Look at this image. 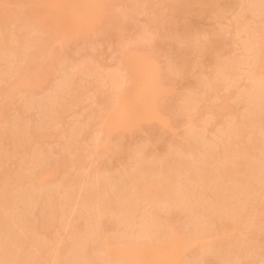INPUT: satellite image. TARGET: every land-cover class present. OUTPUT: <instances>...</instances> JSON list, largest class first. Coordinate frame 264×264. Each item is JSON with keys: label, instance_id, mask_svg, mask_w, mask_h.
Returning <instances> with one entry per match:
<instances>
[{"label": "rangeland", "instance_id": "374dc122", "mask_svg": "<svg viewBox=\"0 0 264 264\" xmlns=\"http://www.w3.org/2000/svg\"><path fill=\"white\" fill-rule=\"evenodd\" d=\"M58 1L0 0V264H154L171 232L161 264L264 263V0Z\"/></svg>", "mask_w": 264, "mask_h": 264}, {"label": "bare ground", "instance_id": "6f19581e", "mask_svg": "<svg viewBox=\"0 0 264 264\" xmlns=\"http://www.w3.org/2000/svg\"><path fill=\"white\" fill-rule=\"evenodd\" d=\"M55 1H56V0H55ZM59 1H61V0H59ZM59 1H58V3H59ZM76 1H77V0H76ZM78 1H80V0H78ZM89 1H90V0H89ZM89 1H88V2H89ZM91 1H92V0H91ZM99 1H103V0H98V1H97V2H98V5H97V3L94 2V1H93V2H90V3H92V6H90V7H92V13L89 12V16H91V14L95 13V11H96L97 9H98V11H96L95 14H97V12L99 13L101 7H100V8H97V7L102 5V3H99ZM61 2H62V1H61ZM61 2H60V3H61ZM63 2H64L63 4L61 3L62 5L58 4V5L61 6V8H60L59 6H58L59 9L56 7V9H58V11H60V10H61V11H60L59 13L55 12V13H57V14L54 13L55 15H53L52 12H54V10L57 11V10L54 8L56 5H55L54 7L51 6L52 8L50 9V12L48 11L47 14H45V15H48V16H47V19H48V20H49V16L52 15L50 18H52L53 16H56V18H58V16H59V21H61V20L63 21V19H64V18H63V16H64L63 14H64L65 11L63 12L62 10H64V8H65V6H66L65 3H66L67 1H66V2L63 1ZM80 2H81V1H80ZM103 2H104V1H103ZM53 3H54V2H53ZM55 3H57V2H55ZM55 3H54V4H55ZM93 3H94V4H93ZM51 5H53V4H51ZM63 5H64V6H63ZM79 5H80V4H79ZM83 5H84V3H83ZM1 7H2V6H1ZM67 7H68V5H67ZM87 7H88V6H87ZM3 8H5V7H3ZM80 8H81V7H80ZM85 8H86V7H85ZM0 9H1V8H0ZM52 9H53V10H52ZM3 10H4V9H3ZM65 10H67V8H66ZM87 10H90V8L87 9ZM51 11H52V12H51ZM2 12H3V13H2ZM2 12H1V14H4V12L6 13V9H5V11H2ZM43 13H44V12H43ZM49 13H51V15H50ZM41 14H42V13H41ZM61 14H62V16H61ZM78 14H79V13H78ZM78 14H76V15H78ZM83 14H84V16L82 15V12H81V14H79L77 18L74 17V19H71V22H72V23L70 22L71 25L74 26V27L78 26V28H79V26H81V27H82V25L84 26V25L88 22V21H87V18H89V16H87L86 13H83ZM95 14H94V15H95ZM42 15H43V14H42ZM45 15H44V16H45ZM57 15H58V16H57ZM94 15H93V16H94ZM173 15H174V13L172 14V16H173ZM86 16H87V17H86ZM93 16H92V17H93ZM44 18H46V17H44ZM60 18H61V20H60ZM72 18H73V17H72ZM75 19H76V21H72V20H75ZM55 20H56L55 18H54V20H53V18L50 19V21H52V22H57V23H58L57 25L59 26V21H55ZM57 20H58V19H57ZM64 20H65L64 22L67 21L66 19H64ZM50 21H49V25H52V26H53V23L51 24ZM62 21H61V22H62ZM73 22H74V23L76 22V23L73 24ZM62 24H63L62 27H64V24H65V23H62ZM66 24H67V23H66ZM87 24H88V23H87ZM87 24H86V25H87ZM54 25H56V24H54ZM57 25H56V26H57ZM71 25L69 24V26H71ZM52 26H49V28H51ZM56 26H55V30H54V26L52 27L53 30H54L53 32H55L56 30L59 31L58 27H56ZM72 26H71V27H72ZM62 27L60 26V29H61ZM81 27H80L79 29H81ZM72 28H73V27H72ZM74 29H77V27L74 28ZM58 31H57V32H58ZM61 31H63V29H62ZM1 36H3V35H1ZM3 37H4V36H3ZM5 37H7V36H5ZM3 41H4V40H3ZM7 41H8V40H7ZM7 41L1 42V43H0V47H2V46H4V47L8 46L10 43L7 42ZM2 43H3V44H2ZM6 43H7L8 45L5 46ZM1 45H2V46H1ZM10 45H11V44H10ZM10 45H9V46H10ZM9 46H8V47H9ZM8 47H6V48H8ZM1 50H2V48H1ZM3 50H4V49H3ZM6 50H8V49H6ZM129 52H131V51H129ZM126 54H127V53H125L124 58L126 57ZM128 54H129V53H128ZM128 54H127V55H128ZM132 54H134V53H132ZM261 54H262V53H261ZM129 55H131V54H129ZM179 55L181 56V54H179ZM139 56H140V55H139ZM127 57H128V56H127ZM127 57H126V58L124 59V61H123V65H124V66L127 65V63H128V62L126 63V61H127V60L129 61V59H127ZM263 57H264V51H263L262 58H261V59H263V60H262V62H263V63H262V66H263V68H264V58H263ZM128 58H129V57H128ZM136 58H137V56H136ZM145 58H146V57H145ZM145 58H144V60H145ZM126 59H127V60H126ZM139 59H141V58L136 59V60H137V63H138V60H139ZM142 59H143V57H142ZM121 60H122V58H121ZM130 60H132V57H131V56H130ZM139 61H140V60H139ZM121 62H122V61H121ZM130 62H131V61H130ZM130 62H129L128 65L126 66V67H127V70H128V67H130V68L132 69V67H131L132 62H131V65H129ZM142 62H143V60H142ZM142 62H140V63H142ZM133 63H134V62H133ZM137 63H136V64H137ZM143 63H144V62H143ZM136 64H135V65H136ZM133 65H134V64H133ZM133 65H132V66H133ZM135 65H134V66H135ZM142 65H143V64H142ZM121 66H122V64H121ZM134 66H133V67H134ZM145 66H146V65H145ZM138 67H139V66H138ZM140 67H141V66H140ZM115 68H118V67H115ZM143 68L145 69V67H143ZM124 69H125V68H124ZM131 69H130V70H131ZM138 69H139V68H138ZM130 70H129V72H130ZM121 71H122V70H121V67H120V75L122 74ZM123 71H124V70H123ZM133 71H134V70L132 69V72H133ZM141 71H142V70H141ZM149 72H150V71H149ZM113 73H114L115 75H114ZM113 73L111 72V74H109V75L106 77V78H109V77L111 76V77L109 78L110 80H108L107 82H111V84H112V82H113V86H114V84H116V86H117L118 83H115V81L117 80V78L115 79V76L117 75V72H113ZM143 73H144V72H143ZM147 73H148V72H147ZM126 74H127V73H126ZM131 74H132V73H131ZM131 74H130V75H131ZM150 74H151V73H150ZM132 75H133V74H132ZM137 75H138V74H137ZM147 75H149V73H148ZM147 75H146V76H147ZM117 76H118V75H117ZM128 76H129V75H128ZM128 76H126L127 78H124V75H123L124 80H125V79H128V80H126L127 83H128V81H129V78H130V77L128 78ZM150 76H151V75H150ZM112 77H113V78H112ZM118 77H119V76H118ZM139 77H140V76H139ZM148 77H149V76H148ZM104 78H105V77H104ZM106 78H105V79H106ZM121 78H122V76H121ZM131 78H132V80H133V77H131ZM131 78H130V80H131ZM136 78H137V77H136ZM146 78H147V77H146ZM113 79H114L115 81H113ZM134 79H135V76H134ZM138 79H140V78H138ZM118 80H119V79H118ZM121 80H123V79H121ZM143 81H144V79H143ZM151 81H153V80H151ZM130 82H131V81H130ZM141 82H142V81H141ZM147 82H148V81H147ZM119 83H120V82H119ZM123 83H124V81L122 82V84H123ZM135 83H136V82H135ZM144 83H145V82H144ZM149 83H150V82H149ZM153 83H154V82H153ZM153 83H150V84L152 85ZM125 84H126V83H124L123 86H124ZM142 84H143V83H142ZM145 84L147 85V83H145ZM145 84H143V85H145ZM108 85H109V84H108ZM129 85H130V84H129ZM155 85H157V84L155 83ZM120 86H121V84H120ZM123 86H122V87H123ZM134 86H135V85H134ZM137 86H138V85H137ZM148 86H149V85H148ZM135 87H136V86H135ZM141 87H143V86H141ZM141 87H140V88H141ZM145 87H146V86H145ZM110 88H111V86H110ZM117 88H119V86H117ZM124 88H125V87H124ZM155 88H156V87H155ZM122 89H123V88H122ZM127 89H128V87H127ZM143 89H145V88H143ZM157 89H158V88H157ZM136 90H137V89H136ZM159 90H160V88H159L158 90H156V92L159 91ZM122 91H123V90H122ZM122 91H121V92H122ZM124 91H127V90H124ZM128 91H130V90H128ZM133 91H134V90H133ZM140 91H141V90H140ZM152 91H153V89H152ZM154 91H155V90H154ZM154 91H153V94H155ZM160 91H161V90H160ZM110 92H111V91H110ZM117 92H119V93L121 94V92L119 91V89H118ZM117 92H116V93H117ZM150 92H151V91H150ZM161 93H162V92H161ZM161 93H158V95H155V96L152 98V99H154V102H153V103H152V101H153L152 99H151V102H150V100H148V101L150 102V106H149L150 108L153 109V108L156 107V99L159 97V94H161ZM123 94H124V93H123ZM123 94H122V96H123ZM141 94H142V93H141ZM141 94H140V95H141ZM115 95H116V94H115ZM117 95H118V93H117ZM151 95H152V94H151ZM130 96H131V95H130ZM152 96H153V95H152ZM125 98H126V97H125ZM127 99H128V98H127ZM127 99H126V100H127ZM137 99H138V98H137ZM137 99H136V101H137ZM140 99H141V98H140ZM140 99H139V100H140ZM142 99H143V98H142ZM147 99H148V98H147ZM118 100H119V99H118ZM120 100H121V99H120ZM128 100H129V99H128ZM134 100H135V99H134ZM143 100H144V99H143ZM124 101H125V100H124ZM124 101H123V102H124ZM136 101H135V102H136ZM140 101H141V100H140ZM140 101H139V102H140ZM146 101H147V100H145L144 102H146ZM130 102H131L130 104H132V100H130ZM135 102H134V103H135ZM139 102H138V103L136 102L137 104H139L138 106H140V104H141V103H139ZM119 104H120V103H119ZM143 104H145V103H143ZM143 104H142V105H143ZM148 104H149V103H148ZM151 104H152L153 106H155V107H152ZM154 104H155V105H154ZM123 105H124V104H123ZM123 105H122V106H123ZM126 105H128V104H126ZM145 105H146V104H145ZM118 106H120V105H118ZM143 106H144V105H143ZM124 107H125V106H124ZM127 107H128V106H127ZM129 107L131 108V106H129ZM125 108H126V107H125ZM130 108H129V110H130ZM116 109H117V107H116ZM131 109H133V108H131ZM135 109H136V107H135ZM139 109H140L139 111H142L141 108H139ZM142 109H143V108H142ZM120 110H121V109L119 108V111H120ZM133 110H134V109H133ZM133 110H132V111L130 110V111H131L132 113H134ZM136 110H137V109H136ZM121 111H123V110H121ZM121 111H120V112H121ZM127 111H128V110H127ZM130 111H129V112H130ZM143 111H144V110H143ZM143 111H142V113L145 114V115H146L147 113H149V111L146 112V113H144ZM145 111H146V109H145ZM150 111H151V110H150ZM114 113H117V110H116V112H115V110H114ZM140 113H141V112H140ZM142 113H141V114H142ZM117 114H118V113H117ZM117 114H115V115H117ZM127 114H128V113H127ZM130 114H131V113H130ZM130 114H128V115H130ZM111 115H113V117H112ZM111 115H109V117H110V116H111V117H110V118L108 117V118H109L108 120L106 119V120H107V122H106V126H107V129H108L109 131H111V130H112V131L115 130L116 127H117V125L120 124V123H118V122H120V121H119V120H120V119H119V116L117 115L118 117H117V119H115L116 116H114V114H112V113H111ZM120 115H122V114H120ZM123 115H124V114H123ZM131 116H132V115H131ZM133 116H135V114H134ZM140 116H141V115H140ZM143 116H144V115H143ZM143 116H142L141 119H143L144 117H147V116H144V117H143ZM148 116H149V115H148ZM122 117H124V116H122ZM126 117L128 118V116H126ZM135 117H136V116H135ZM138 117H139V116H138ZM127 118H126L125 121H123V120H122V121H123L124 123L126 122V123L129 124L130 116H129L128 120H127ZM131 118H132V120H133V119H136V118H134V117H131ZM121 119H122V118H121ZM141 119H140V121H141ZM132 120H130V121H132ZM138 120H139V119H138ZM250 120H251V119H250ZM255 120H256V119H255ZM117 121H118V122H117ZM143 121H145V120H143ZM253 121H254V120H253ZM123 122L121 123V126H122V124H124ZM251 122H252V121H251ZM117 123H118V124H117ZM126 123H125V124H126ZM125 124H124V125H125ZM128 124L125 125V126H128ZM119 126H120V125H119ZM128 127H129V126H128ZM133 127H134V126L129 127V128H131V129H129V130L134 129ZM117 129H118V128H117ZM253 142H255V140H254ZM244 148H245V147H244ZM242 149H243V148H242ZM244 150H245V149H243V151H241V149H240L239 152L241 151L240 153L243 154L244 152H246V151H244ZM232 160H235V159H232ZM235 161H237V160H235ZM235 161H233L235 164H234L233 162L230 161V162H231V163H230L231 165H232V163H233V165H232L233 167H236V166L241 165V163H240L241 160L239 161V163H237V162H235ZM228 164H229V163H228ZM238 164H239V165H238ZM225 165H226V164H225ZM225 165L220 166V167H219V166H216V167H219V169L222 168V170H223V167H224ZM231 165H229V167H227V165H226L227 168H226V169L224 168V170H223L222 172H221V170L218 171L219 173H222L221 176L224 175V177H225V175H227V178H228V176L231 175V174H229V173L231 172V170L233 169V167H232ZM230 166H231V169H230ZM228 168H229L230 170H228ZM204 169H205V168H204ZM219 169H217V168H216V170L213 169L212 172L215 171L214 173H215L217 176H219L218 173H216L217 170H219ZM234 169H235V168H234ZM240 169H241V168H240ZM236 170H239V167H238V169L236 168ZM203 171H206V169L203 170ZM207 171H208V173H209V174H208L209 177H207L208 175L205 174V172H204V174H205V175H204V174L202 173V170H201V172L199 171L200 173L198 172L199 174L202 173V174L205 176V177L202 176V179H203V180L205 179L206 181H205V180H204V181L201 180V175H199V174H197V173H196V176H195V175H194V176H195V177H197V175L200 176V178H199V179L201 180L200 183L207 182V179L210 178L211 173H212L210 170H207ZM209 171H210V172H209ZM225 171H226V172L228 171V172H229V173H228L229 175H228ZM232 171H233V170H232ZM41 172H42V170L39 171V173L42 174V175H40L39 178L37 177L39 180H40V178L44 177L43 175H45V174H44V173H45V170H44V173H43V172L41 173ZM46 172H47V171H46ZM214 173H212V174H213L212 177H216V176L214 175ZM224 173H225V174H224ZM231 173H232V172H231ZM236 173H238V172H236ZM241 173H243V172H241ZM232 174H233V173H232ZM37 176H38V175H37ZM238 176H240V175H238ZM142 177H143V176H142ZM195 177H194V178H195ZM212 177L209 179V181H208L209 183H211L210 180L212 179ZM224 177H222L221 179H223ZM143 178H144V177H143ZM168 178H169V177H168ZM194 178H193V179H194ZM227 178H225V179H227ZM141 179H142V178H141ZM156 179H157V178H156ZM161 179H162V178H161ZM163 179H165V177H164ZM163 179H162V180H163ZM213 179H214V178H213ZM213 179H212V181H213ZM144 180H148V179L145 178ZM162 180H156V181L153 180V181H151L154 185L151 183V186H152V187H151V186H149V187L151 188V190H152L153 192L155 191V196H156V194H157V193H156L157 191H158V194H157V195L162 194V193H159L160 190H157L158 188H159V189H160V188L162 189L163 186H164V188H165L166 190H168L167 188H170V187H167V184L169 185V183H170L169 181H171L172 179H171V180H170V179H167V181H166V179L163 180V181H162ZM168 180H169V181H168ZM196 180H198V179L195 178L194 181H196ZM215 180H216V179H215ZM218 180H219V178H218ZM37 181H38V180H37ZM157 181H158V182H157ZM161 181H162V182H161ZM202 181H203V182H202ZM219 181H221V180H219ZM140 182H141V181H140ZM143 182H144V181H143ZM146 182H147V181H145L144 184H148V183H149L148 185H150V181H148L147 183H146ZM168 182H169V183H168ZM208 182H207V183H208ZM166 183H167V184H166ZM194 183H195V182H194ZM196 183H198V182L196 181ZM209 183H208V184H209ZM215 183H216V182H215ZM140 184H141V183H140ZM140 184H139V185H140ZM170 184H171V183H170ZM212 184H213V183H212ZM142 185H143V184H142ZM142 185L140 186V187L142 188V190H143V189L146 190V188H143ZM205 185H206V184H205ZM144 186H145V187H148V186H146V185H144ZM169 186H170V185H169ZM213 186H214V185H213ZM213 186H212V187H213ZM136 187H137V186H136ZM138 187H139V186H138ZM149 187H148V189H150ZM212 187L210 188V190H212ZM141 188H140V189H141ZM164 188L162 189V190H163V193H165V192H164V191H165ZM135 189H136V188H135ZM135 189H133V191H132L133 193H134V191H135V193H136V191H137V192L140 191L139 188H138V190H135ZM142 190L140 191L141 193H137V194H139L137 197H140V198H141L142 195H144L145 192H146V195H147V196L145 195L146 197H148V196L151 197L152 195H154V193L151 195V193H152L151 190H148V191H151V193H149L147 190H146L145 192L142 191ZM156 190H157V191H156ZM162 190H161V192H162ZM170 191H171V190H170ZM133 193H132V194H133ZM148 193H149L150 195H148ZM168 193H169V192H166L165 194H168ZM137 194H135V195H137ZM141 194H142V195H141ZM206 194H207V193H206ZM206 194H205V195H206ZM215 194H216V193H215ZM224 194H225V193H224ZM224 194H223V195H224ZM135 195H134V196H135ZM162 195H163V194H162ZM205 195H204V196H205ZM207 195H208V194H207ZM220 195H221V193L215 195V197L218 198ZM160 196H161V195H160ZM137 197H136L135 199H137ZM153 197H154V196H153ZM205 197L207 198V196H205ZM220 198H221V200H222V198H223V199L226 198V195H225V197H223V196L221 195L218 199L220 200ZM135 199H134V200H135ZM138 199H139V198H138ZM204 199H205V198H204ZM132 200H133V199H132ZM129 207H131V206H128V208H129ZM126 209H127V207H126ZM122 210H123V209H122ZM130 210H131V209H130ZM126 211H127V210H126ZM122 212H125V211L123 210ZM131 212H132V211H131ZM131 212H129V214H130ZM124 214H125V213H124ZM9 219H10V217H9ZM7 220H8V217H7ZM9 222H10V221H9ZM10 224H11V223H10ZM168 233H169V232H168ZM177 233H178V232H177ZM179 233H180V232H179ZM162 235H163V233H162L160 236H156V237L159 238V237H161ZM164 235H166V232H164ZM182 235H183V234H182ZM179 236H180V234L177 235V234H175V232H171L170 234H168V236H167V235H166V237L163 236V237H164V239L162 238L163 240H162L161 238H159V239H161V240L158 239V241H156V240H157V238H156L155 241L152 240V241L155 242V243H152V244L148 245L147 248L144 246V249H146V250H147V249H158V252H159V253L157 252V250H156V251L154 250V251H155L154 255L157 256V258H156L157 260H156V262H154V264H161V263H162V261H161L162 258H166V259L169 258V259H170V258L173 256V254H172V256H171L170 253H171L172 250H174L175 248H176V249H177V248H178V249H181V250H179V252L182 251V249L188 244L189 240H187V239H188L187 237H186L187 239H185V236H184V235H183L184 238H182V236H180V237H179ZM190 236H191V235H190ZM227 236H228V235H227ZM191 238H192V236H191ZM189 239H190V237H189ZM172 241H173V242H172ZM128 243H129V242H128ZM143 243H144V242H143ZM145 243H147V242H145ZM149 243H151V241H149ZM172 243L174 244L173 246H172ZM119 244H121V243H119ZM124 244H125V242H124ZM134 244L136 245V243H134ZM189 244H190V243H189ZM121 245H122V248H121V247L119 248V247L115 246V248H116V252H117L118 254L123 255V256H126V255L132 256V255H134V256H135L134 258H136V259L138 258V259H140V260L142 261V262H140V264H141V263H142V264H153V263L148 262L149 259H150V257H151V256H150V253H151V252H150V253L148 252L149 254H146V255H145L144 252H141L143 249H142V250L140 249L141 251H140V250L138 251V250H135L136 248H134V247H132V246H131L130 248H128V247H127V246H128V245H127V242H126V246L123 245V244H121ZM105 246H106V245H105ZM123 247H124V248H123ZM153 247H155V248H153ZM156 247H157V248H156ZM115 248H114L113 251H115ZM137 248H138V246H137ZM173 248H174V249H173ZM176 249H175L174 251H177ZM143 251H144V250H143ZM148 251H149V250H148ZM150 251H151V250H150ZM116 252H115V253H116ZM143 253H144V255H143ZM146 253H147V251H146ZM147 255H148V256H147ZM159 256L161 257V259L159 258ZM167 256H168V257H167ZM125 258H126V257H125ZM127 259H128V258H127ZM127 259H126V260H127ZM132 259H133V258H132ZM132 259H129V261H132ZM169 259H168V260H169ZM162 260H163V259H162ZM168 260H167V261H168ZM203 260H204V259H203ZM206 260H208V259H206ZM8 262H9V261H8ZM168 262H170V261H168ZM201 262H202V260H201ZM201 262H200V263H201ZM209 262H210V261H209ZM209 262H206V261H205V263L203 262L202 264H207V263L209 264ZM253 263H254V262H253ZM247 264H251V263H247ZM259 264H261V263H259ZM262 264H264V263H262Z\"/></svg>", "mask_w": 264, "mask_h": 264}]
</instances>
